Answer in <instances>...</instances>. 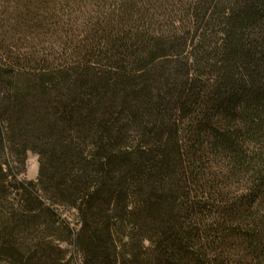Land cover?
<instances>
[{"label": "trees", "instance_id": "16d2710c", "mask_svg": "<svg viewBox=\"0 0 264 264\" xmlns=\"http://www.w3.org/2000/svg\"><path fill=\"white\" fill-rule=\"evenodd\" d=\"M0 264H264V0H0Z\"/></svg>", "mask_w": 264, "mask_h": 264}, {"label": "rangeland", "instance_id": "374dc122", "mask_svg": "<svg viewBox=\"0 0 264 264\" xmlns=\"http://www.w3.org/2000/svg\"><path fill=\"white\" fill-rule=\"evenodd\" d=\"M38 168H39L38 156L35 153H29L26 161L25 177L28 179H36L38 175ZM63 212L64 215L68 217L70 221H72L73 223L76 221L75 213L73 210L66 209ZM67 251H68L67 256L74 258L75 260L76 257L71 247H68ZM77 263H79V260Z\"/></svg>", "mask_w": 264, "mask_h": 264}]
</instances>
